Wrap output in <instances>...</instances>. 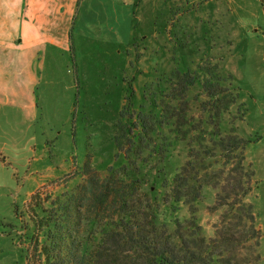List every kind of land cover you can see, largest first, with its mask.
<instances>
[{"label":"rangeland","instance_id":"obj_1","mask_svg":"<svg viewBox=\"0 0 264 264\" xmlns=\"http://www.w3.org/2000/svg\"><path fill=\"white\" fill-rule=\"evenodd\" d=\"M67 49L60 63L47 59L35 88V121L0 107V264L38 263L41 218L57 197L85 182V164L104 177L109 166L128 162L121 154L116 159L114 139L127 138L126 114L131 122L155 119L143 139L147 162L139 164L148 181L164 165L172 176L186 163L190 137L209 146L214 120L222 135L244 141L258 237L239 245L236 258L264 264V0H79ZM191 76L195 82L183 89ZM207 86L218 90L215 99ZM199 166L213 184L221 163L205 157ZM148 189L135 190L132 204L156 206L169 227L190 218L187 204L166 203L164 190ZM203 194L193 206L211 236L222 212L213 207L214 189Z\"/></svg>","mask_w":264,"mask_h":264},{"label":"trees","instance_id":"obj_2","mask_svg":"<svg viewBox=\"0 0 264 264\" xmlns=\"http://www.w3.org/2000/svg\"><path fill=\"white\" fill-rule=\"evenodd\" d=\"M194 82L191 76L183 82V89ZM207 91L215 99L218 90L207 86ZM126 116L127 138L124 142L120 137L114 139L116 159L121 154L128 162L109 166L104 177L84 165L85 182L76 186L73 193L57 197L48 214L41 218L45 229L37 264H244L236 258L239 245L246 246L258 237L254 207L248 200L254 173L250 164L244 163L240 148L244 141L222 135L219 123L212 117L210 145L202 144V138L190 137L186 163L172 176L164 165L148 181L139 164L147 162L143 156L148 144L145 146L143 139L154 131L155 119L142 116L131 122V114ZM205 157L221 163L213 184L206 169L199 166ZM235 157L237 162L233 165L230 160ZM142 187H149L153 194L160 193L157 189L164 190L161 196L165 198L161 200L166 203L187 204L190 218L175 220L174 226L169 227L159 220L156 206L141 209L132 204L134 191ZM209 187L216 191L213 207L222 212V221L215 225L211 236H206L193 204L200 202ZM37 193L31 194L30 202ZM156 199L152 196V201ZM35 207L42 208V203H35ZM226 214H232L236 222H229ZM81 222L88 227L84 232L80 230Z\"/></svg>","mask_w":264,"mask_h":264},{"label":"crops","instance_id":"obj_3","mask_svg":"<svg viewBox=\"0 0 264 264\" xmlns=\"http://www.w3.org/2000/svg\"><path fill=\"white\" fill-rule=\"evenodd\" d=\"M79 0H0V107L35 121V88L49 56L54 65L68 51Z\"/></svg>","mask_w":264,"mask_h":264}]
</instances>
